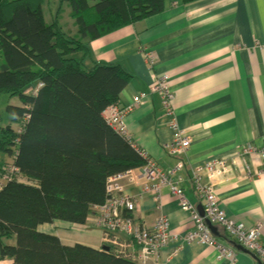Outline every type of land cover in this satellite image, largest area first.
Instances as JSON below:
<instances>
[{"label": "crops", "instance_id": "0c3cea01", "mask_svg": "<svg viewBox=\"0 0 264 264\" xmlns=\"http://www.w3.org/2000/svg\"><path fill=\"white\" fill-rule=\"evenodd\" d=\"M263 47L264 0H199L189 5L167 0L161 14L109 33L89 48L95 63L117 65L130 77L119 95V107L143 96V105L124 120L126 133L159 168L180 167L178 185L195 212L202 214L204 202L196 194L190 170L211 160L236 158L237 178L217 186L219 206L245 229L259 226L258 242L264 246V160L258 154L242 153L248 146L264 148ZM143 50L156 55L155 75L168 76L172 116L189 140L187 150L174 157L162 148L172 139L171 119L160 97L148 95L153 80L142 60ZM246 175L249 182L243 179ZM127 192L138 195L139 187ZM160 196L157 207L150 198H143L132 215L143 228H151L163 216L169 223L168 232L180 239L175 252L174 247L157 251L160 264H262L215 226L209 227L211 235L224 241L235 257L233 262L217 261L212 248L183 242L194 230V222L166 188ZM37 230L65 247L82 245L101 251L108 242L116 256L138 251L122 234L114 233L108 240L92 218L81 228L56 221Z\"/></svg>", "mask_w": 264, "mask_h": 264}, {"label": "trees", "instance_id": "16d2710c", "mask_svg": "<svg viewBox=\"0 0 264 264\" xmlns=\"http://www.w3.org/2000/svg\"><path fill=\"white\" fill-rule=\"evenodd\" d=\"M62 1L71 8L77 39L43 24L45 0H0V155L19 174L0 191V262L134 264L125 253L114 255L110 243H104L108 252L65 247L37 229L56 221L84 227L95 215L92 207L106 199L105 180L142 166L102 118L118 106L130 77L117 65L95 63L89 47L161 14L167 0ZM13 99L22 107L10 106ZM103 233L108 240L114 234Z\"/></svg>", "mask_w": 264, "mask_h": 264}, {"label": "built area", "instance_id": "2783aa9c", "mask_svg": "<svg viewBox=\"0 0 264 264\" xmlns=\"http://www.w3.org/2000/svg\"><path fill=\"white\" fill-rule=\"evenodd\" d=\"M262 50L264 51V47ZM141 55L143 62L148 67L149 76L153 80V84L148 88V95L157 94L160 97L166 115L171 119L172 139L162 148L168 156L174 157L187 150L189 140L183 137L182 132L178 130L172 116L170 108L172 95L169 92L168 76L155 75L153 67L156 55L152 50H143ZM40 87L41 85H37L32 93L33 96ZM142 98L143 96L133 97L129 105L124 107L111 106L102 113V118L108 127L128 144L140 157L143 164L136 170H128L105 180L104 194L106 199L102 205L92 207L95 214L92 221L95 226L102 232L119 233L130 238L138 251L125 253L124 257L134 264H160L157 251L174 247L173 252H175L180 244V239L168 232L169 223L165 217L158 216L151 228H143L136 225L132 215L137 210L138 203L145 197L150 198L155 207L160 205L161 190L166 188L169 195L175 199L178 207L189 213L195 225L194 230L183 238V242L212 248L216 253L217 261L233 262L235 257L224 241L211 235L209 227L215 226L221 229L227 240L254 255L264 264V246L258 242L260 227L245 229L242 225L229 219L219 206L217 186L222 181H234L237 178L235 172L236 158L211 160L190 170L191 182L196 194L204 202L202 214H198L187 202L178 185L180 167L159 168L143 151L135 146L126 133L124 120L136 106L143 105ZM242 153L244 156L258 154L264 160V148L256 149L248 146ZM238 157L241 155L238 154ZM14 175H19L17 170L11 166L7 168L0 179L2 182L0 191ZM243 179L245 182H249L250 177L246 175ZM130 187H139L138 195L129 194L127 190Z\"/></svg>", "mask_w": 264, "mask_h": 264}, {"label": "rangeland", "instance_id": "374dc122", "mask_svg": "<svg viewBox=\"0 0 264 264\" xmlns=\"http://www.w3.org/2000/svg\"><path fill=\"white\" fill-rule=\"evenodd\" d=\"M71 8L66 2H59V0H45L44 4L41 7V19L43 24L47 26L50 30H58L60 33L67 39H77L78 29L75 24V21L70 16ZM29 93V91H27ZM0 102V119H4L5 112L1 110ZM10 106L12 107H22L17 99L10 101ZM11 129L16 132L18 127L15 124L9 125ZM10 158L0 155V170H5L12 167L10 165ZM3 172V173H4ZM3 173L0 172V179L3 176ZM0 184L2 182L0 181ZM114 253V252H113Z\"/></svg>", "mask_w": 264, "mask_h": 264}, {"label": "water", "instance_id": "95a60500", "mask_svg": "<svg viewBox=\"0 0 264 264\" xmlns=\"http://www.w3.org/2000/svg\"><path fill=\"white\" fill-rule=\"evenodd\" d=\"M210 230L213 231L212 228H210ZM102 251L108 252L109 249H108L107 247H103V248H102Z\"/></svg>", "mask_w": 264, "mask_h": 264}]
</instances>
